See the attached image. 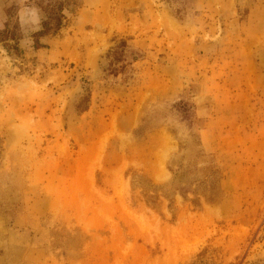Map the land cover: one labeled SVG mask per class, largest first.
Instances as JSON below:
<instances>
[{"label":"rangeland","instance_id":"rangeland-1","mask_svg":"<svg viewBox=\"0 0 264 264\" xmlns=\"http://www.w3.org/2000/svg\"><path fill=\"white\" fill-rule=\"evenodd\" d=\"M59 1L0 0V264H264V0Z\"/></svg>","mask_w":264,"mask_h":264},{"label":"trees","instance_id":"trees-1","mask_svg":"<svg viewBox=\"0 0 264 264\" xmlns=\"http://www.w3.org/2000/svg\"><path fill=\"white\" fill-rule=\"evenodd\" d=\"M71 0H60L52 4L47 12V19L41 22V28L36 32L35 36H46L57 34L58 31L64 26L65 16L62 10L70 6ZM14 39V38H12ZM37 42H35L36 44Z\"/></svg>","mask_w":264,"mask_h":264},{"label":"bare ground","instance_id":"bare-ground-1","mask_svg":"<svg viewBox=\"0 0 264 264\" xmlns=\"http://www.w3.org/2000/svg\"><path fill=\"white\" fill-rule=\"evenodd\" d=\"M160 169H161V168H160ZM154 171H155V170H154ZM155 174H156V172H155ZM160 174H161V173H160ZM160 174H159V175H160ZM161 175H162V174H161ZM160 177H161V176H160ZM161 178H162V177H161Z\"/></svg>","mask_w":264,"mask_h":264}]
</instances>
